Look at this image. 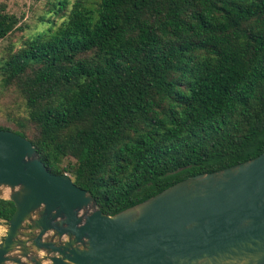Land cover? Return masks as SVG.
<instances>
[{
    "label": "trees",
    "instance_id": "trees-1",
    "mask_svg": "<svg viewBox=\"0 0 264 264\" xmlns=\"http://www.w3.org/2000/svg\"><path fill=\"white\" fill-rule=\"evenodd\" d=\"M10 44L11 129L113 215L264 151V0H48ZM0 1V41L29 25ZM15 203L0 198V218Z\"/></svg>",
    "mask_w": 264,
    "mask_h": 264
},
{
    "label": "water",
    "instance_id": "water-1",
    "mask_svg": "<svg viewBox=\"0 0 264 264\" xmlns=\"http://www.w3.org/2000/svg\"><path fill=\"white\" fill-rule=\"evenodd\" d=\"M0 198L16 207L0 218V264H264V151L110 215L0 128Z\"/></svg>",
    "mask_w": 264,
    "mask_h": 264
},
{
    "label": "rangeland",
    "instance_id": "rangeland-1",
    "mask_svg": "<svg viewBox=\"0 0 264 264\" xmlns=\"http://www.w3.org/2000/svg\"><path fill=\"white\" fill-rule=\"evenodd\" d=\"M6 2L10 11L23 17V23L29 25L23 34L18 33L17 35L11 36L0 41V57L8 49L9 45L14 43L17 47L21 45L23 36L29 35L34 30L41 28L42 23L40 17L45 13L46 2L48 0H0ZM17 96L12 90H7L2 87L0 81V126L9 127L15 129L16 125L11 121L8 113L19 112L21 102L20 99H16ZM4 224V223H1ZM5 231L0 227V241L4 238Z\"/></svg>",
    "mask_w": 264,
    "mask_h": 264
}]
</instances>
